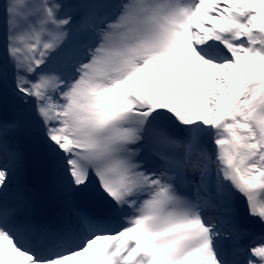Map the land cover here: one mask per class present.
I'll list each match as a JSON object with an SVG mask.
<instances>
[{"label":"snow or ice","instance_id":"1","mask_svg":"<svg viewBox=\"0 0 264 264\" xmlns=\"http://www.w3.org/2000/svg\"><path fill=\"white\" fill-rule=\"evenodd\" d=\"M0 264H264V0H0Z\"/></svg>","mask_w":264,"mask_h":264},{"label":"water","instance_id":"2","mask_svg":"<svg viewBox=\"0 0 264 264\" xmlns=\"http://www.w3.org/2000/svg\"><path fill=\"white\" fill-rule=\"evenodd\" d=\"M23 143V148L28 157L29 166H31V169H33V171L28 172L26 180L31 185L36 182L41 183L40 189H44L46 184V174L40 159V155L38 154L37 150L34 148L30 141L24 139ZM237 206L240 208L243 207L242 199L237 202ZM258 229V226L254 228V230Z\"/></svg>","mask_w":264,"mask_h":264},{"label":"bare ground","instance_id":"3","mask_svg":"<svg viewBox=\"0 0 264 264\" xmlns=\"http://www.w3.org/2000/svg\"><path fill=\"white\" fill-rule=\"evenodd\" d=\"M27 172L26 173H28V172H30V171H33V169H31V166H29V163H28V167H27V170H26ZM27 176V175H26ZM24 177V176H23ZM25 178V177H24ZM24 178H22V182H23V179ZM31 190H33L34 191V189H32V186L33 185H31V184H29V182L26 184ZM34 193H36V194H38L39 196H40V194H42V197H44V196H53L51 193H49V192H47V191H45V188L44 189H40V191H36V192H34ZM40 201H41V203H40V209L42 208V207H44V206H47V203L43 200V199H41L40 198Z\"/></svg>","mask_w":264,"mask_h":264},{"label":"rangeland","instance_id":"4","mask_svg":"<svg viewBox=\"0 0 264 264\" xmlns=\"http://www.w3.org/2000/svg\"><path fill=\"white\" fill-rule=\"evenodd\" d=\"M25 140H27V139H25ZM27 141H29V140H27ZM30 142H31V144L34 146V148L37 150V152H38V154H39V150H38L37 146H36L32 141H30ZM23 145H24V143L22 142V147H23ZM26 172H27V171H26ZM26 172H25V175L28 174V173H26ZM25 175H24V176H25ZM40 185H41V183H38V182L34 183L33 186H32V189H34V191H33V190H31V191H32L33 193L36 192V191H40ZM45 191H46V190H45ZM39 197L42 199V194H40ZM259 231H260V229H258V230H254V233H255V234H258Z\"/></svg>","mask_w":264,"mask_h":264}]
</instances>
